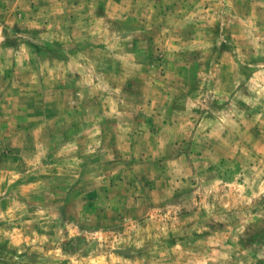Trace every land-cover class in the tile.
Returning <instances> with one entry per match:
<instances>
[{
  "label": "rangeland",
  "instance_id": "374dc122",
  "mask_svg": "<svg viewBox=\"0 0 264 264\" xmlns=\"http://www.w3.org/2000/svg\"><path fill=\"white\" fill-rule=\"evenodd\" d=\"M0 264H264V0H0Z\"/></svg>",
  "mask_w": 264,
  "mask_h": 264
}]
</instances>
